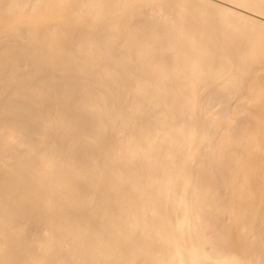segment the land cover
I'll use <instances>...</instances> for the list:
<instances>
[{
  "label": "bare ground",
  "instance_id": "6f19581e",
  "mask_svg": "<svg viewBox=\"0 0 264 264\" xmlns=\"http://www.w3.org/2000/svg\"><path fill=\"white\" fill-rule=\"evenodd\" d=\"M0 264H264V0H0Z\"/></svg>",
  "mask_w": 264,
  "mask_h": 264
}]
</instances>
